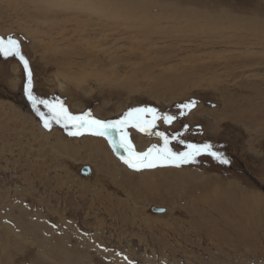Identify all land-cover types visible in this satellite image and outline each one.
<instances>
[{
	"label": "rangeland",
	"instance_id": "rangeland-1",
	"mask_svg": "<svg viewBox=\"0 0 264 264\" xmlns=\"http://www.w3.org/2000/svg\"><path fill=\"white\" fill-rule=\"evenodd\" d=\"M108 2L124 16L0 0V36L20 39L35 94L101 120L154 107L177 119L152 131L211 143L230 163L135 171L103 137L46 130L23 65L0 55V264H264V0ZM129 132L137 151L163 145ZM96 139L129 175L88 147Z\"/></svg>",
	"mask_w": 264,
	"mask_h": 264
},
{
	"label": "snow or ice",
	"instance_id": "snow-or-ice-1",
	"mask_svg": "<svg viewBox=\"0 0 264 264\" xmlns=\"http://www.w3.org/2000/svg\"><path fill=\"white\" fill-rule=\"evenodd\" d=\"M0 55L5 58H17L23 65L26 74L24 94L46 130H51L53 124H55L67 131L69 136H82L87 132L93 136L103 137L107 139L108 143L112 145L118 154L122 150L123 154L120 155V159L125 165L135 171L155 168L158 164L177 167L185 164H195L198 162L197 157L202 155H207L221 164L230 163L223 152L214 150L215 146L211 143H190L180 139L178 135H173L169 138L165 132L152 131L156 128L158 120L171 124L177 119L174 115L160 113L154 107H133L119 119L101 120L95 118L90 111L82 114H73L64 101L59 98L48 100L37 96L33 90V73L29 60L22 52L20 39L13 35L0 36ZM41 105L47 109V113L41 110ZM196 105V100L180 105L179 107L182 109L180 114L184 115L186 111H190ZM130 128L146 133L149 136H158L163 141V145L154 144L146 151H137L131 140ZM173 140L184 144L185 150L173 151L170 147Z\"/></svg>",
	"mask_w": 264,
	"mask_h": 264
},
{
	"label": "bare ground",
	"instance_id": "bare-ground-1",
	"mask_svg": "<svg viewBox=\"0 0 264 264\" xmlns=\"http://www.w3.org/2000/svg\"><path fill=\"white\" fill-rule=\"evenodd\" d=\"M40 3H42L46 8H42L44 13H48V11L54 10V9H64V10H74L77 12L85 13L89 16L96 15L104 18H109V14L112 13V15H116L118 17H123L125 12L123 14H119L117 10H113L114 6L111 2H108V0H39ZM103 140V139H102ZM145 145V144H144ZM89 148L95 149L97 152H102L106 158H103L106 161V164L118 175H129V171L125 168H122L121 165L114 163V165L109 164V158L114 157L115 155L113 152L110 151V148L103 142L99 141L98 139L92 140L90 144H88ZM71 149V148H70ZM115 159V158H114ZM119 166V168L117 167ZM209 181V180H207ZM213 184L220 183V186L222 187L226 183L222 182L219 178H212ZM209 184V182H208ZM212 185V184H209ZM228 185V184H227ZM231 189H235V193L241 195V196H247L250 197L251 201H257L261 197L258 194L255 193H249V192H243L239 188L236 183L230 185ZM230 189V188H229ZM243 190V189H242ZM264 190V189H263ZM225 193V192H224ZM226 194V193H225ZM231 194L229 193V196Z\"/></svg>",
	"mask_w": 264,
	"mask_h": 264
},
{
	"label": "water",
	"instance_id": "water-1",
	"mask_svg": "<svg viewBox=\"0 0 264 264\" xmlns=\"http://www.w3.org/2000/svg\"><path fill=\"white\" fill-rule=\"evenodd\" d=\"M155 211H157V212H158V210H155Z\"/></svg>",
	"mask_w": 264,
	"mask_h": 264
}]
</instances>
